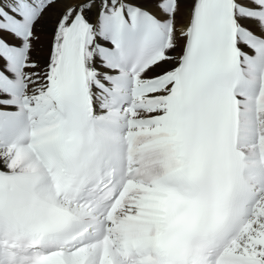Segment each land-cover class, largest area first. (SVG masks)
<instances>
[{"label":"snow or ice","instance_id":"snow-or-ice-1","mask_svg":"<svg viewBox=\"0 0 264 264\" xmlns=\"http://www.w3.org/2000/svg\"><path fill=\"white\" fill-rule=\"evenodd\" d=\"M0 264H264V0H0Z\"/></svg>","mask_w":264,"mask_h":264},{"label":"bare ground","instance_id":"bare-ground-1","mask_svg":"<svg viewBox=\"0 0 264 264\" xmlns=\"http://www.w3.org/2000/svg\"><path fill=\"white\" fill-rule=\"evenodd\" d=\"M59 9L54 8L45 14V17L41 20V22L36 26L37 34L40 37V42L36 46V51L34 52V58H38L41 66H43L44 59L47 56L48 52V44L51 40L52 29L55 26V21L57 18ZM12 43L18 44V40H12ZM179 49L175 52L171 53L172 55H176ZM152 73H149L151 75Z\"/></svg>","mask_w":264,"mask_h":264}]
</instances>
